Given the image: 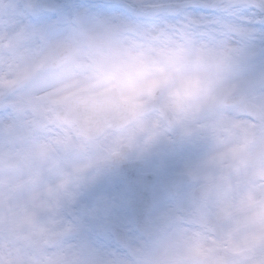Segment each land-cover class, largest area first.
Returning a JSON list of instances; mask_svg holds the SVG:
<instances>
[{"label":"clouds","instance_id":"9594fccd","mask_svg":"<svg viewBox=\"0 0 264 264\" xmlns=\"http://www.w3.org/2000/svg\"><path fill=\"white\" fill-rule=\"evenodd\" d=\"M118 2L0 0V264H264V0Z\"/></svg>","mask_w":264,"mask_h":264},{"label":"rangeland","instance_id":"374dc122","mask_svg":"<svg viewBox=\"0 0 264 264\" xmlns=\"http://www.w3.org/2000/svg\"><path fill=\"white\" fill-rule=\"evenodd\" d=\"M94 7L106 12H118L123 15H130L131 13L124 8L118 0H93L90 2ZM194 11H198L194 9Z\"/></svg>","mask_w":264,"mask_h":264}]
</instances>
